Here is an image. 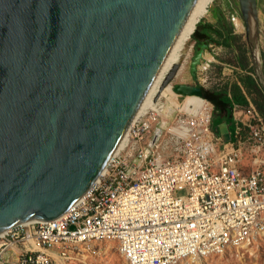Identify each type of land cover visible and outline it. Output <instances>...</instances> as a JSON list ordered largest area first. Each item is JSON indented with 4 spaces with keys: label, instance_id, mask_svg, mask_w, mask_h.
Instances as JSON below:
<instances>
[{
    "label": "water",
    "instance_id": "95a60500",
    "mask_svg": "<svg viewBox=\"0 0 264 264\" xmlns=\"http://www.w3.org/2000/svg\"><path fill=\"white\" fill-rule=\"evenodd\" d=\"M204 1L0 0V234L59 218L95 184ZM232 1L264 89L257 0Z\"/></svg>",
    "mask_w": 264,
    "mask_h": 264
},
{
    "label": "built area",
    "instance_id": "2783aa9c",
    "mask_svg": "<svg viewBox=\"0 0 264 264\" xmlns=\"http://www.w3.org/2000/svg\"><path fill=\"white\" fill-rule=\"evenodd\" d=\"M177 94L202 103L172 106L167 134L158 127L166 102L137 117L79 202L57 219L0 234V264H116L115 255L126 264H181L264 236L263 116L249 98L235 103V139L225 142L215 104Z\"/></svg>",
    "mask_w": 264,
    "mask_h": 264
},
{
    "label": "rangeland",
    "instance_id": "374dc122",
    "mask_svg": "<svg viewBox=\"0 0 264 264\" xmlns=\"http://www.w3.org/2000/svg\"><path fill=\"white\" fill-rule=\"evenodd\" d=\"M234 2L237 4V0H234ZM257 7L259 16L258 54L261 66L264 69V0H257ZM232 16L238 19L234 24L231 23ZM222 18L226 20V23L228 22L231 24L236 34L237 40L232 42L233 48L219 49L214 47L211 50L213 52L207 53L206 60L193 69L197 54L200 52L195 44V39H193L188 46L184 66L178 77L173 81V86L168 90V96L162 101V103L166 102L167 106H170V110L172 106L179 107L178 104L180 102L182 103L183 98H179L180 95L174 91V87L176 88L179 84H182L180 81H183L184 77H187L192 86H200L207 90H215L226 86L231 88V86L238 81L239 75L250 74L257 80L261 89L264 91L257 79L256 70L253 66V60L247 45L245 28L239 18L238 12L234 8L233 1L216 0L211 9L205 14L201 24L204 22H216L217 25L221 22ZM209 61H211L212 64H208ZM242 63L246 66V70L240 68ZM208 65H210V67H208ZM194 73H196V75H194ZM249 99L251 100V98ZM154 102H152L151 105H155ZM167 120L169 122V127L173 126L175 123V119L168 118ZM215 120L216 123L219 124L220 118L216 117ZM158 127L161 128L162 124ZM164 129L165 134H167L168 128ZM167 139L168 138H165V140ZM179 195L184 196L186 192H179ZM108 247H110V245H108ZM113 260L116 264H126L124 260L120 259L119 256L116 257V255ZM67 264L71 263L68 262ZM197 264H264V239L255 241L246 248L233 249L224 256H215L210 259L202 260Z\"/></svg>",
    "mask_w": 264,
    "mask_h": 264
},
{
    "label": "bare ground",
    "instance_id": "6f19581e",
    "mask_svg": "<svg viewBox=\"0 0 264 264\" xmlns=\"http://www.w3.org/2000/svg\"><path fill=\"white\" fill-rule=\"evenodd\" d=\"M215 1L216 0H205L204 1L201 8L197 12L196 16L194 17L191 24L187 28L186 32L184 33L183 37L181 38L178 45L176 46L173 53L171 54L170 58L168 59L164 69L161 71V73H160L155 85L153 86L150 94L146 98L145 102L142 103L140 109L137 112L135 119L137 117L143 115V114H146L148 109H150L151 107H154L156 104H162L163 99L168 96V90L173 86V82L169 83L163 90H161L163 83L167 79V77L169 76L171 71H173L174 68L177 66L180 67V69L176 75V78L178 77L180 71L182 70V68L184 66V62L186 61L188 46H189L190 42L193 40V37L197 32L198 26H199V24H201L202 20L204 19L205 14L208 12V10L211 9V7L215 3ZM158 95H159V98H157ZM179 98H183L182 103H185V105H188V106L198 105V104L202 103L201 100L198 99V97H196V96H189V97L179 96ZM152 102H154L155 105H151ZM180 104H181V102L178 105H180ZM172 114H173V111L169 109L165 115L164 120L161 122V124H162V127L160 128L161 130H163L164 128H168L169 130L173 129V127H169V122L167 120V118L171 117ZM128 132L129 131H127L123 140L121 141L120 145L118 146V149L116 150L115 155L119 151H121L123 149V147L125 146V144L127 143V140L129 137ZM29 223L30 222H27V223H25V225H27ZM262 239H264V236H262L258 240H262ZM110 247H111V245H110ZM246 247H248V246H246ZM246 247H244V248H246ZM208 259H210V258H208ZM198 262H200V261H198V260L197 261H188V262H184V263L182 262L181 264H187V263L197 264ZM61 264H65V263H61Z\"/></svg>",
    "mask_w": 264,
    "mask_h": 264
},
{
    "label": "trees",
    "instance_id": "16d2710c",
    "mask_svg": "<svg viewBox=\"0 0 264 264\" xmlns=\"http://www.w3.org/2000/svg\"><path fill=\"white\" fill-rule=\"evenodd\" d=\"M225 21L226 20L222 18L221 23H224V29L215 32L216 37L219 39L216 45L231 48L232 42L236 41L237 37L228 40L225 39V32L227 34L231 33V28ZM201 25L202 24H199L193 39L196 38ZM221 40L224 41L221 42ZM240 68L246 70V66L243 63L240 65ZM202 89L203 97L213 102L218 111L223 110L230 113L231 101L242 106H247L249 104L248 98H251L252 103L264 118V91L261 89L257 80L250 74L239 75L238 81L234 83L231 88L226 86L215 90H207L203 87ZM217 128H219V126H217Z\"/></svg>",
    "mask_w": 264,
    "mask_h": 264
},
{
    "label": "crops",
    "instance_id": "0c3cea01",
    "mask_svg": "<svg viewBox=\"0 0 264 264\" xmlns=\"http://www.w3.org/2000/svg\"><path fill=\"white\" fill-rule=\"evenodd\" d=\"M228 24V26L231 28V33L227 34L225 32V39L228 40L230 38H234L236 37V34L234 33V30L231 26L230 23H226ZM224 23L219 22V24L216 25V22H204L202 23L200 30L195 38V44L197 45L200 53L202 54L199 62L197 64V66L203 61L206 60V55L209 52H213L211 51L214 47L219 48V49H225L226 47L224 46H218L216 45V42H218V38L215 35V32L217 30H222L224 29ZM224 40H221V42H223ZM231 48H233L231 46ZM208 64H212L211 61L208 62ZM208 67H210V65H208ZM194 75H196V73H194ZM196 79V78H195ZM180 83L184 84V85H190V81H188L187 77H184L183 81H180ZM202 88V87H201ZM204 88V87H203ZM235 103L231 101V110L230 113H227L226 111H218L215 113V119L216 117L220 118V122L219 124L216 123V120L214 119V127L215 129L219 132V134L222 136L221 132H220V126L224 123H227L230 127L231 130V140L234 141L235 139V122L234 119L232 117V109H233V105ZM217 126H219V128H217ZM245 134V133H244ZM223 137V136H222Z\"/></svg>",
    "mask_w": 264,
    "mask_h": 264
}]
</instances>
